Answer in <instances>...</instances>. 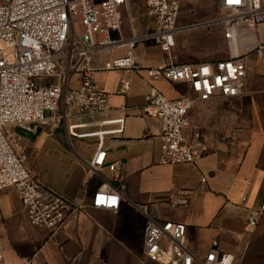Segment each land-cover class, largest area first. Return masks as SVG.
<instances>
[{
	"label": "crops",
	"instance_id": "obj_1",
	"mask_svg": "<svg viewBox=\"0 0 264 264\" xmlns=\"http://www.w3.org/2000/svg\"><path fill=\"white\" fill-rule=\"evenodd\" d=\"M120 14L126 36L131 34L132 26L139 34L149 28L139 25L144 15L151 19L147 0H127ZM215 14L213 8L196 16L181 12L178 25L219 16ZM128 21L131 26L126 29ZM202 27L206 28V33L218 34L220 40L215 45L213 40L205 38L202 41L205 49L196 53L193 60L186 61L225 57L227 49L220 25L185 31ZM177 47L178 42L170 54L175 62ZM125 53L126 48L114 49L109 54L99 53L94 57V64L99 67L105 58ZM133 55L143 66H160L168 61L166 53L151 40L138 42ZM258 67L261 64L250 68L251 81L246 82L241 96L214 97L192 104L184 135L196 149L197 159L193 164L160 162L158 122L141 111L148 90L144 72L124 75L118 71L97 70L95 82L108 93L113 111L103 116L68 120L84 123L125 116L122 133L105 138L106 161L117 162L121 166L118 173L106 166L99 173H90L86 161L95 151V137L67 136L63 122L35 123L31 132L18 128L29 167L35 172L33 164L27 161L28 154L34 157L35 168L41 171V174L35 172L40 180L79 201L81 208L69 213L52 232L32 226L16 191L5 188L0 193L3 264H24L27 260H32L33 264H155L142 253L148 217L184 222L187 225L185 242L194 252L204 253L216 240L220 250L233 254L234 264H264V212L255 227L246 225L248 210L257 209L264 202V68L257 70ZM256 71H259L257 79ZM124 77L130 79L131 86L123 95L119 90ZM150 83L169 98L189 92L185 82L162 78ZM194 132L199 136L195 137ZM106 180L121 187L117 210L91 205L93 191ZM170 194L187 200L173 206L168 201ZM242 196L246 197L244 201Z\"/></svg>",
	"mask_w": 264,
	"mask_h": 264
},
{
	"label": "built area",
	"instance_id": "obj_2",
	"mask_svg": "<svg viewBox=\"0 0 264 264\" xmlns=\"http://www.w3.org/2000/svg\"><path fill=\"white\" fill-rule=\"evenodd\" d=\"M127 0H0V193L13 188L32 226L56 230L67 215L81 208L79 201L44 184L26 162L22 136L33 124L63 122L67 136H94L95 151L86 161L88 171L99 173L107 167L118 173L117 162L107 163L105 138L122 133L125 116L99 118L84 123L68 120L82 116H103L113 111L108 93L95 82L97 70L128 73L144 72L148 90L141 111L158 122L159 160L163 164H193L196 149L187 141L184 129L187 114L195 101L214 97H237L245 93L246 60L255 57L264 65V0H218L224 11L216 18L178 25L182 0H147L152 26L144 33L123 32L120 8ZM220 25L227 55L210 61L171 60L180 30ZM156 42L168 61L160 66H143L133 55L140 41ZM126 48L121 56L94 64L99 53L109 54ZM167 79L185 82L189 92L169 98L150 81ZM119 92L131 86L129 78L120 80ZM114 125V127H105ZM95 128L78 131V129ZM198 137L199 133L194 132ZM201 149H205L201 146ZM118 178V176L116 175ZM114 179V177H113ZM205 181V177H201ZM121 187L106 180L92 193L91 205L117 210ZM245 196L241 197L244 201ZM186 198L168 195L171 205ZM264 212V202L249 209L247 227L253 228ZM184 222L148 217L142 242L143 256L155 264H234V256L220 250L213 240L203 255L185 242ZM4 252L0 242V264ZM24 264H33L27 260Z\"/></svg>",
	"mask_w": 264,
	"mask_h": 264
},
{
	"label": "rangeland",
	"instance_id": "obj_3",
	"mask_svg": "<svg viewBox=\"0 0 264 264\" xmlns=\"http://www.w3.org/2000/svg\"><path fill=\"white\" fill-rule=\"evenodd\" d=\"M211 8H213L214 12H216L215 15H221L224 12L219 7L218 0H182L181 12H184L185 14H189L192 16H196L198 14H201L203 11H207L208 9H211ZM144 13L146 14V11H144L143 14ZM180 21H181V19L179 18L178 23ZM151 24H152L151 19L147 15H144L139 21V25L142 26V27L140 26L141 28L150 27ZM130 26H131V23L128 21V27L126 25L125 28L129 29ZM259 30H260L261 37L264 38V27L262 25H259ZM175 38H176V43L178 42L177 51L174 53V55L176 56L177 62H182V61H186V60H193V57L196 53H198L199 51H203L205 49L204 45L202 43V41L205 38H207L211 41L213 40L214 42H212V43L215 45L218 44V42L220 40L218 34L206 33V28H204V27L199 28V29L189 30L187 32L185 30H180L175 35ZM186 41H188L189 44L185 45ZM220 44H221V42H220ZM182 45H183V47H182ZM175 48H176V45L172 50L174 51ZM220 57H223V56H220ZM260 64L261 63L259 61H257V59H255V57H249L246 60V65H247L248 69H247V74L245 77V86H246L247 81H249V82L251 81V76L249 73L251 70L250 68L253 66H254V68H256ZM259 68L263 69L264 68L263 64H261V67H258L257 70H259ZM258 76H259V71H258V73L256 71L254 74L255 79H257ZM62 130H63L62 128L59 129L60 132ZM65 142H67V141H65ZM91 142H94V141H91ZM66 146H69V145L66 144ZM27 158H28L27 159L28 163H30V165L33 164L32 166L34 167L35 172H37L38 174H41V171L38 168H35L36 162L34 161V157L32 155L28 154ZM204 253H197V254L203 255Z\"/></svg>",
	"mask_w": 264,
	"mask_h": 264
}]
</instances>
